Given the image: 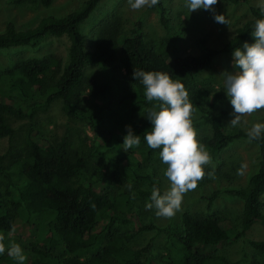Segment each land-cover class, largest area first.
<instances>
[{
    "label": "trees",
    "instance_id": "1",
    "mask_svg": "<svg viewBox=\"0 0 264 264\" xmlns=\"http://www.w3.org/2000/svg\"><path fill=\"white\" fill-rule=\"evenodd\" d=\"M31 1L44 7L52 2ZM100 2L84 0L64 16L46 15L27 29H18L9 22L0 31V50L34 48L49 38L65 36L68 39L67 58L58 59L57 65L53 66L49 56L33 57L16 60L0 73V139L14 135L8 116L30 120L19 146L12 147L9 154H0V179H3L0 186L3 184L4 191V199L0 200V248H3L0 264H154L150 242L137 248L129 246L130 240L144 226L137 214L130 211L129 194L115 191L108 185L110 174L117 177L124 174L122 177L127 184L144 180L152 188H158L153 175L141 172L138 162H128L132 152L146 149L142 147L144 132L151 127L143 124L136 114L140 108L155 103L145 100L143 86L132 73L139 70L165 72L172 80L184 85L189 100L195 105H201L204 98L213 105L219 99L217 90L195 87L191 85L192 79L210 68L219 53L232 52L248 41L255 21L261 17V8L251 6L252 17L237 27L221 48L206 46L200 38L199 54L179 56L172 39L165 40L161 51H156L146 40L140 20L134 22L129 32H121L116 38L108 34L109 24L105 22L86 46L81 24ZM151 7L164 18L167 9L163 0ZM163 23H167L165 18ZM93 65L119 71L116 112L104 103L109 98L110 86L98 85L86 75L87 67ZM16 98L30 101L28 109L24 111ZM99 98L102 104L97 101ZM55 101L61 102L66 115L86 121L92 129L102 127L107 130V134L96 137L92 153L83 149L75 153L68 133L51 141L38 135L33 120L37 113L45 111ZM224 115L223 109H205L199 118L191 119L192 126H208L209 133L203 142L208 153L215 154L235 140L249 139L242 128H227ZM111 124L118 127L114 135L108 130ZM129 128L139 136L140 143L128 148L132 152L127 155L121 149V142ZM251 141L258 148V166L246 185L230 190L242 201L241 230L235 231L232 223L220 217L186 211L181 217L180 230L167 235L163 264H229L215 253V248L244 235L257 222L264 224L261 211L264 133ZM150 150L147 147V151ZM92 158H96L99 165L90 167ZM139 193L147 194L141 190ZM116 197L120 200L118 203ZM132 218L135 228L117 230V224ZM17 230L35 236L37 242L25 247L14 235ZM248 242L260 254L264 264V240L248 238ZM14 244L20 246L23 260L10 254Z\"/></svg>",
    "mask_w": 264,
    "mask_h": 264
},
{
    "label": "rangeland",
    "instance_id": "2",
    "mask_svg": "<svg viewBox=\"0 0 264 264\" xmlns=\"http://www.w3.org/2000/svg\"><path fill=\"white\" fill-rule=\"evenodd\" d=\"M84 0H52L50 6L44 7L31 0H0V31L7 23H13L18 29H27L46 15L61 17L75 9ZM166 7L164 18L152 7H142L133 10L129 7L127 0H101L90 16L81 24V33L85 45L90 44V39L96 34L99 27L108 22L106 29L113 38L118 37L121 32L127 33L134 22L140 20L143 25L146 40L152 44L156 51L160 52L165 40L172 39L175 43L177 54L185 56L200 53L198 40H204L205 45L219 49L235 33L236 28L252 17L251 6L264 7V0H249L247 3H231L226 0H217L212 11L197 9L188 11L185 0H163ZM220 14L224 17L226 24L217 23L214 15ZM251 36L247 42L251 43ZM68 39L65 36L49 38L42 41L36 47H15L0 50V73L10 68L17 60L26 58H41L49 56L53 66L57 65L58 59L67 58ZM232 52L219 53L212 61L210 68L198 73L191 81L195 87H212L217 90L219 99L213 105L210 100L204 98L201 105H195L192 100L191 119H197L205 109L219 111L223 109L225 115L223 122L227 128H232L228 122L232 118V107L223 90V72H232L235 69L231 63ZM86 75L98 85L108 84L111 88L109 98L104 102L113 111H117L116 100L119 96L116 79L119 76L117 69L103 70L95 65L88 66ZM193 88V87H192ZM190 98V95L188 96ZM17 99V98H16ZM100 104L102 99L97 100ZM25 111L30 101L16 100ZM152 105L142 107L138 110L136 117L143 123L151 126L147 119V111ZM11 126L14 128L12 138L0 139V154H9L12 147H18L30 120L27 117L8 116ZM264 123V109L256 110L251 114L241 117V122L235 127L248 131L253 123ZM38 135L48 140L58 139L64 134L69 135L73 151L77 153L83 149L88 153L94 151L96 137L107 134L102 127L92 129L86 121L79 120L75 116H68L62 110L61 102H53L45 111L37 113L33 120ZM197 140L203 144L204 138L208 136L209 129L206 124L193 126ZM108 130L116 134L118 127L109 125ZM108 137H110L108 135ZM107 139V137H106ZM144 151L132 152L124 150L123 142L121 149L131 156L129 163L138 162L139 170L151 174L157 179L158 188L164 191L169 186V181L163 175L166 168L159 159V150L147 151L144 141ZM210 161L204 165V176L198 181L196 187L185 192L182 196L181 206L172 217H158L155 209L145 208L149 202L151 185L140 180L132 184L124 182L125 176L117 177L109 175V187L116 191H123L130 196V211L137 214L143 229L130 240L132 248L142 247L150 242V248L154 264H163L162 258L165 254L164 243L169 232L180 230L182 214L188 211L191 214L203 216H217L233 224L235 231L241 230L240 214L242 201L230 193L232 188L246 185L249 176L258 166L259 154L257 145L247 138L235 140L224 149L215 154L209 153ZM118 156V160H121ZM90 167L99 165L96 158L90 159ZM102 163V161H101ZM94 171V170H93ZM103 171H107L103 167ZM2 182L3 179L1 178ZM146 191L147 194L139 193ZM3 184L0 186V200L4 199ZM118 203L120 200L115 198ZM261 211L264 214V195L262 196ZM124 214V212H123ZM135 220L129 219L126 223L120 222L116 225L119 232L135 228ZM17 235L24 246L34 245L37 241L35 236L17 230ZM248 238L264 240V224L255 223L244 235H239L232 240L215 248L217 255L223 256L229 264H262L260 254L249 244Z\"/></svg>",
    "mask_w": 264,
    "mask_h": 264
},
{
    "label": "clouds",
    "instance_id": "3",
    "mask_svg": "<svg viewBox=\"0 0 264 264\" xmlns=\"http://www.w3.org/2000/svg\"><path fill=\"white\" fill-rule=\"evenodd\" d=\"M133 10L154 6L158 0H127ZM217 0H185L189 12L197 9L213 10ZM217 23L226 21L220 14L214 15ZM253 41H245L232 51V72H223V90L232 107V118L228 122L235 127L241 117L264 109V7L261 17L254 23L251 32ZM134 79L143 86V96L148 102H155L147 111L151 127L144 132V141L151 149H159V159L166 165L163 175L169 181L166 190L153 186L145 208L155 209L158 217H172L181 206L185 192L196 187L204 176V165L210 161L205 146L196 138L192 126V104L184 85L172 80L161 71H133ZM264 133V123H253L247 131L248 138L257 139ZM140 143L138 135L129 128L123 138L124 150ZM10 254L23 260L19 245H12ZM3 252V248H0Z\"/></svg>",
    "mask_w": 264,
    "mask_h": 264
}]
</instances>
